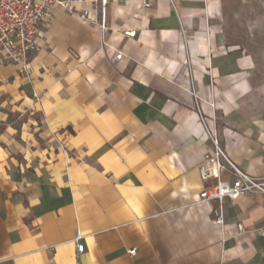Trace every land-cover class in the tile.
Masks as SVG:
<instances>
[{"label":"crops","instance_id":"obj_1","mask_svg":"<svg viewBox=\"0 0 264 264\" xmlns=\"http://www.w3.org/2000/svg\"><path fill=\"white\" fill-rule=\"evenodd\" d=\"M107 22L55 8L27 72L0 60V264H264V195L217 225L198 173L214 135L264 177L263 61L222 0H108Z\"/></svg>","mask_w":264,"mask_h":264},{"label":"built area","instance_id":"obj_2","mask_svg":"<svg viewBox=\"0 0 264 264\" xmlns=\"http://www.w3.org/2000/svg\"><path fill=\"white\" fill-rule=\"evenodd\" d=\"M154 0H142V7H150ZM108 0H0V60L15 64L21 72H27L29 57L38 52L40 46L37 42L40 25L48 21L55 8L64 9L79 16L82 22H93L101 32L108 28L107 22ZM87 4L97 10L94 17L92 11L78 6ZM127 36H133L135 31L124 30ZM121 51L115 53V60L120 59ZM213 149L206 153L198 167L199 177L202 181L215 179L212 184L206 185L199 193L202 201L217 202L212 209L214 223H224L222 201L224 199H237L252 196L256 193L264 195V177L250 175L238 168L223 152L214 135H210ZM222 171H228L232 178L230 181L220 178ZM241 229V225H238ZM264 233V227L261 230ZM82 235L75 237L76 249L81 253L84 245ZM129 254L134 255L135 249Z\"/></svg>","mask_w":264,"mask_h":264},{"label":"rangeland","instance_id":"obj_3","mask_svg":"<svg viewBox=\"0 0 264 264\" xmlns=\"http://www.w3.org/2000/svg\"><path fill=\"white\" fill-rule=\"evenodd\" d=\"M228 39L264 63V0H222Z\"/></svg>","mask_w":264,"mask_h":264}]
</instances>
